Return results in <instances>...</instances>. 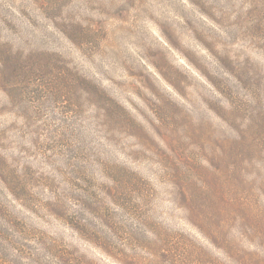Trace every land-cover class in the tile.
Here are the masks:
<instances>
[{"label": "clouds", "instance_id": "9594fccd", "mask_svg": "<svg viewBox=\"0 0 264 264\" xmlns=\"http://www.w3.org/2000/svg\"><path fill=\"white\" fill-rule=\"evenodd\" d=\"M185 3L0 0V264H98L74 235L34 219L47 220L45 210L118 264H156L151 253L173 245L177 264H218L180 219L226 243L234 226L264 232V0H221L215 23L193 19ZM162 6L185 16L235 88L213 118L180 105L149 75L161 140L105 81L115 83L116 66L145 71L131 44L182 94L199 83L175 69L147 26L171 31L156 14ZM194 63L213 75L199 57ZM144 159L158 165V182L130 163Z\"/></svg>", "mask_w": 264, "mask_h": 264}, {"label": "rangeland", "instance_id": "374dc122", "mask_svg": "<svg viewBox=\"0 0 264 264\" xmlns=\"http://www.w3.org/2000/svg\"><path fill=\"white\" fill-rule=\"evenodd\" d=\"M184 9L189 15L193 16V19L199 16L207 23H215V15L225 12L221 0H212L211 9L202 6V0H186ZM18 12L20 18L26 17V11L18 10ZM156 14L168 21L171 31L162 29L149 20L147 26L152 35L156 38L160 47L169 53V59L172 61L175 69L190 73L191 77L199 83L189 84L182 94L160 74L155 66V62H150V59L141 56V50L130 44L129 50L137 57L145 71L132 75L125 68L116 66L115 83L106 80L105 84L113 87L115 95L121 100V103L139 125H142L149 133L155 135L157 139L162 140L156 132V128L158 127L156 120L159 119V108L157 105L159 97L154 91L152 81L148 79L149 75L155 78V81L158 82V87L165 89L180 105L192 110L195 115H199L200 110L207 111L213 118L219 116V113L216 111L217 106L223 104L227 107L232 103L229 90L234 89L235 84L230 79L232 74L222 70L217 57L202 41L199 32L193 30L185 19V16L177 8L162 6L156 9ZM195 57H199L207 66L208 73L213 75L210 76L202 72L194 63ZM163 59L164 57L160 55L159 61L163 62ZM217 81L220 83L218 84ZM121 85L124 86L121 87ZM130 163L137 167L150 182L156 183L159 181L160 178L154 171L158 165L153 160L144 159L140 162L133 160ZM161 187L163 188V185ZM9 195H12V193H9ZM215 195L222 198L223 191L217 188ZM17 207L22 206L17 204ZM45 214L48 216L47 220L34 214V219L41 223L44 229L64 231L66 234L74 235L75 237L82 236L80 233H74L72 226L67 222L52 216L46 210ZM104 223L107 224L108 222L105 221ZM178 223L190 237L196 238L202 243L206 251L211 252L219 258H223L221 245H211L206 240L211 235L221 236L220 234L201 231L195 223L189 220L180 219ZM259 237L264 238V232H261L259 229L253 232L239 226H234L233 230L229 232L228 238L232 242L235 241V247L241 250V256L238 255L237 258L233 259L234 262L230 263L248 264L245 261L253 258V252L264 251V242L260 243ZM81 248L83 250L89 249L97 253V255L100 253V250H94L84 245ZM105 262L107 264H116L109 261ZM250 264H253V259Z\"/></svg>", "mask_w": 264, "mask_h": 264}, {"label": "trees", "instance_id": "16d2710c", "mask_svg": "<svg viewBox=\"0 0 264 264\" xmlns=\"http://www.w3.org/2000/svg\"><path fill=\"white\" fill-rule=\"evenodd\" d=\"M194 241H196L204 250H206L202 243H200L196 238L191 237ZM209 244L216 245L220 244L221 249H223L222 257L219 258L212 254L211 252L207 251L210 256H212L218 264H232L230 262H234L233 259L237 258V256H241V250L235 247V241H231V239L228 238V243L225 242V239L223 236L218 235H211L210 237H207L206 239ZM260 243L264 242V238L259 237ZM74 242L79 246L82 247L83 245L86 247L93 248L94 250H100V253H94L90 251L89 249H85V251L89 252L91 255H93L96 259L98 264H107L105 261L114 262L118 264L115 257L106 253L103 249L98 247L95 243H93L91 240L86 239L84 236H76ZM259 243V244H260ZM178 247L173 245L171 248H164L160 250L159 252H152L151 255L156 258V264H177L176 261V255L178 254ZM253 264H264V251L260 252H253ZM252 259H248V264L251 263Z\"/></svg>", "mask_w": 264, "mask_h": 264}]
</instances>
